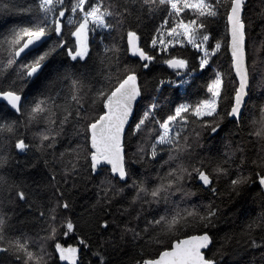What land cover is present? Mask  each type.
Returning a JSON list of instances; mask_svg holds the SVG:
<instances>
[{"label":"snow or ice","instance_id":"1","mask_svg":"<svg viewBox=\"0 0 264 264\" xmlns=\"http://www.w3.org/2000/svg\"><path fill=\"white\" fill-rule=\"evenodd\" d=\"M244 5L245 0H33L21 7L3 0L0 11L15 7L23 22L0 36V264H52L53 255L57 264H81V248H91L93 235L107 236L93 253L98 264H109L102 250L118 241L163 248L154 256L142 251L135 264H217L205 250L213 243L210 230L220 209L213 203L191 204L188 185L215 194L214 185L228 178L230 195L249 184L264 193V101L249 109L256 64L248 63ZM222 8L227 38L218 39L210 26ZM158 17L149 51L139 25ZM121 42L143 69L158 56L167 57L162 63L177 79L160 80L158 93L160 86L189 89L197 78L190 60L173 54L177 47L196 51L200 74L225 49L229 73L213 69L197 91L185 92L183 102L168 101L174 106L167 110L155 96L140 110L144 90L135 68H121ZM94 47L101 50L95 58ZM259 86L264 87V76ZM246 111L248 135L262 146L247 174L243 139L229 141L222 154L201 155L212 152L201 142L205 133L218 135L225 122L239 129ZM41 121L45 126L29 136ZM69 127L79 142L73 147L70 139L60 153V160L73 159L57 180L47 157L51 153L55 163L57 143ZM130 139L139 141L131 157ZM81 158L88 165L85 176L79 174ZM157 163L154 179H133L134 164ZM93 176L99 178L94 202L73 211L69 197L79 187L77 180L90 183ZM129 191L133 194L125 199ZM177 194L180 202L173 199ZM37 223L39 228L31 230ZM192 228L202 231L187 235ZM256 229L264 231V214L246 226L249 234ZM78 233L77 246L59 240L60 234Z\"/></svg>","mask_w":264,"mask_h":264},{"label":"trees","instance_id":"2","mask_svg":"<svg viewBox=\"0 0 264 264\" xmlns=\"http://www.w3.org/2000/svg\"><path fill=\"white\" fill-rule=\"evenodd\" d=\"M3 0H0L2 4ZM33 0H13V4L19 5L21 7H26L31 4ZM17 9L11 7L8 12L0 11V36L6 34L7 30L14 24L22 23L23 18L18 16ZM67 15V13H66ZM243 19L246 25V50L248 53V63L251 65L253 61L256 64V71L253 74L251 81L252 91L250 93L251 100H249V109L253 105L264 101V87L259 86V81L261 77L264 76V0H246L243 8ZM161 22L160 18H156L154 21H149L145 18L139 25L141 34L143 36V46L146 50H149L150 36L153 34V28ZM211 30L216 34V37L227 38L226 32V15L224 14V9H221V15L216 18V20L210 26ZM115 35V34H114ZM55 39V37H53ZM51 43V41H49ZM215 43V41H213ZM42 51V50H41ZM101 52L98 48H93L94 58L97 53ZM153 55H158L152 52ZM174 55H180L184 58L190 60L191 65L197 69V78L189 89H175L169 86H160V92L156 91V88L160 80H174L176 75L172 69H169L167 65L162 63V60L167 58L166 56H158V58L150 65L149 69H143V62L138 58L130 57L129 54L124 51L123 43L121 42V68L123 65H128L135 68L139 77L140 84L144 90V97L139 100L138 108L143 110L145 105L151 103L152 97H157L159 102L166 105L167 107H172L174 105H169L168 101H175L176 103L183 102L185 98V92H195L198 90V86L203 85L206 80L211 78L213 69L219 70L224 73H229L230 69V59L229 53L222 49L221 53L215 58V63L207 71H203L198 68V57L194 49L179 48L173 52ZM31 57H29L30 59ZM234 76V73H231ZM177 79V78H176ZM175 79V80H176ZM228 79V76H225ZM203 93L201 92V97ZM32 98V94H29V99ZM197 97L192 96L191 99H196ZM253 115L256 113L253 112ZM245 122L240 126L239 129L236 128L231 123L225 122L222 125L223 130L219 132L218 135L210 136L205 133L204 139L201 141L205 148H211L212 152L207 151L201 152L202 156L215 155L217 153L222 154L228 149L225 147L229 141H234L239 143L242 139L245 145V157L247 164L242 169V171L247 174L251 171L252 161L257 159L258 155L262 152V146L259 142L252 139L248 135V120L250 119L248 111L245 112ZM15 118V117H13ZM44 122L41 121L39 125L33 127L28 133L31 136L32 132L37 131L39 128H43ZM73 140L72 146L78 143L74 137L71 135V127L67 129L65 136L60 138L55 149L56 161L52 162V154L50 153L47 157L49 160L50 168H54L57 173V180H60V173L62 168L67 162L73 157L65 155L63 160H60V153L65 152L69 147V140ZM139 141L137 139H130V147L128 149L129 156L136 151V145ZM166 158V156H165ZM237 162H239V154H237ZM154 165L152 167H142L140 164H134V171L137 173L133 179H141L147 175L150 179L155 178ZM233 168L236 165L232 166ZM80 176L88 175L87 168L88 165L81 158L80 160ZM166 170V169H165ZM102 178V177H100ZM72 179L69 177L68 187H71ZM79 187L72 191L69 197L74 201L75 207L73 211L80 212L82 206L91 204L95 200L96 196V186L99 183V178L93 176V180L90 183H85L83 180H77ZM129 184L132 180L128 181ZM122 186V185H119ZM151 186V185H149ZM218 191L213 194L199 186V184H189V189L194 193L193 196L187 197L186 199L191 204L196 205H207L213 203L217 205L220 209L218 218L215 221V227L210 230V235L213 236V243L209 245V249L205 250V255L209 258H215L217 264H264V231L256 229L252 233L246 232V226L252 221L257 219L259 216L264 214V196L261 193L260 188L256 187L254 184H249L245 189H243L239 195L229 194L228 191V178H223L218 184L214 185ZM133 193L131 191L127 192L125 199L131 197ZM52 194L49 193V196ZM177 202H180L181 196L177 194L173 197ZM184 206V205H181ZM163 210V209H161ZM71 213H62V215H70ZM135 213H133L134 215ZM151 219V216L147 217ZM15 223V219L13 220ZM39 223H37L35 229L39 228ZM144 226V219L140 221V227ZM202 230L197 228H192L185 230L187 235L199 234ZM185 233H181L180 238H184ZM78 234H69L65 237L62 234L59 236V240L66 247L68 245L77 246L79 236ZM102 239H107L105 237H98L93 235L91 237V248L85 249L81 248L80 260L81 264H98V258L93 253H95L100 245ZM255 241L256 246L253 245L252 241ZM167 241H165V246H167ZM163 250L162 247H148L143 248L141 244H134L131 241L127 243L117 242L116 245L105 244L103 251L104 256L109 261V264H135V260L140 258L143 253L148 255H156L158 251ZM49 251L52 252V247H49ZM9 261H14L15 257H9ZM58 256L53 255L52 264H57ZM58 264H67V262L59 261Z\"/></svg>","mask_w":264,"mask_h":264},{"label":"water","instance_id":"3","mask_svg":"<svg viewBox=\"0 0 264 264\" xmlns=\"http://www.w3.org/2000/svg\"><path fill=\"white\" fill-rule=\"evenodd\" d=\"M245 2H246V0H245ZM242 15H243V11H242ZM226 24H227V19H226ZM228 53H229V52H228ZM128 54H129L130 57H132L130 53H128ZM229 56H230V53H229ZM133 58H137V57H133ZM262 194H263V196H264V193H262Z\"/></svg>","mask_w":264,"mask_h":264},{"label":"rangeland","instance_id":"4","mask_svg":"<svg viewBox=\"0 0 264 264\" xmlns=\"http://www.w3.org/2000/svg\"><path fill=\"white\" fill-rule=\"evenodd\" d=\"M176 78H177V77H176ZM176 78H175V79H176ZM175 79H174V80H175Z\"/></svg>","mask_w":264,"mask_h":264}]
</instances>
